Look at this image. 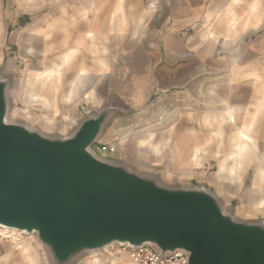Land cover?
Masks as SVG:
<instances>
[{
  "label": "water",
  "instance_id": "1",
  "mask_svg": "<svg viewBox=\"0 0 264 264\" xmlns=\"http://www.w3.org/2000/svg\"><path fill=\"white\" fill-rule=\"evenodd\" d=\"M0 79V228L36 236L51 264L149 245L187 264H264V221H246L207 186L170 185L97 151L122 111L110 98L62 136L9 120Z\"/></svg>",
  "mask_w": 264,
  "mask_h": 264
},
{
  "label": "rangeland",
  "instance_id": "2",
  "mask_svg": "<svg viewBox=\"0 0 264 264\" xmlns=\"http://www.w3.org/2000/svg\"><path fill=\"white\" fill-rule=\"evenodd\" d=\"M99 1L106 3L100 12L110 18V23L114 28L124 22L125 32L130 40L134 38L135 40L139 38L152 40L156 38L157 34L164 39L171 30V25H169L168 30L165 31L166 22L170 17L177 21L190 17V31L185 28L180 31L188 33L187 41L192 45V58L190 60L187 58L188 56H185L186 59L177 57V62L180 63L179 67L188 65V63L192 64L194 79L188 80V85H192L195 96L189 106H186V101L183 100L180 105L183 106L182 110L186 107L195 110L197 119H199L204 111L217 117L225 111L238 108L239 119H243V121L255 112L251 111L256 110V106L249 105L250 102L258 104L264 98V73L258 75L263 78L260 82L255 77L251 79V82H248L253 85L252 89L250 86L230 88L231 84L233 85L238 80L235 81V77L230 76L231 72L229 73L228 70L233 68V63H245L246 60L243 58L247 54V47L251 44L258 45L264 39V0H123L122 3H119L118 0ZM119 1L121 2V0ZM91 2L92 0H0V79H4L5 75H9L13 79L10 89V97L13 100L9 116L11 122H22L33 128L39 127L46 134H50L49 131L53 129L49 124L63 126L64 119L49 118L53 114L49 108L55 106L58 78L60 73L64 72L65 65V63H61V56H57L59 51L56 49V35H53V19L68 13L77 14L83 8H89ZM117 12H124L123 17L116 16ZM228 16L231 19H226ZM232 23H234L237 33L229 32V25ZM245 29L247 30L245 36L238 39L237 37L243 35ZM116 43H119L118 39ZM238 57L241 60L237 59ZM253 57L250 58L252 66L257 70H264V55ZM57 58L59 62H57ZM183 59H185V64ZM250 60L248 59V61ZM140 62L138 63L140 69L150 67L148 62L143 60ZM51 68H55L57 71L50 70ZM140 69L138 70L139 74ZM182 80H185L184 76ZM261 83L263 84L260 85ZM157 91H153L152 99L143 109L144 111L140 112L141 114L138 112L139 117H134L135 115L131 114V109L123 98L114 97L123 110L118 112L107 132L112 129L115 123L125 126L131 121L133 124L144 126L146 133L155 134L158 130L157 118L154 108H151L154 105V95ZM43 104L45 107H42ZM236 106L238 107L236 108ZM130 116L131 118H129ZM258 119L261 125L259 124L255 133L257 134L259 152L257 151L255 156L249 157L253 161L246 170L240 171L239 179L226 181L224 187H220L219 193L216 191L219 188L214 182L218 176V166L204 167L201 169L202 172L180 178L179 181L174 182L171 178L160 175L162 181L170 185L185 187L205 185L221 198L227 210L234 212L240 219L264 221V214L253 215L246 210L254 201L255 197L251 191L257 174L258 161L264 157V112ZM78 121H75V124ZM197 121L202 126L201 121ZM241 124L237 122V125ZM216 127L214 123L212 132L217 138L220 135L215 133ZM200 129L198 126V131ZM232 131L234 129L226 126L220 142H218L219 151L224 158L231 153L234 155L235 150L232 146L238 136ZM51 134H60V132ZM130 134V128L127 132L122 131L117 146H121L127 136L130 137ZM102 145L97 144V147ZM117 146L115 145L116 151L118 150ZM102 155L112 156L110 153ZM256 155L257 159H255ZM130 159L131 164L144 167L137 163L136 155ZM199 165L200 163L196 166ZM131 167L142 173L153 174V172H147L134 165ZM11 243L30 246L38 256L37 261H33L34 264H51L45 248L42 247L36 236L16 231L6 232L1 228L0 264H30L27 258L20 257L19 253L15 254ZM104 259L107 260V264H113L116 260L120 262L119 264H131L125 252L120 251L118 246L115 249H109L106 253L87 255L77 264H91L94 260Z\"/></svg>",
  "mask_w": 264,
  "mask_h": 264
},
{
  "label": "crops",
  "instance_id": "3",
  "mask_svg": "<svg viewBox=\"0 0 264 264\" xmlns=\"http://www.w3.org/2000/svg\"><path fill=\"white\" fill-rule=\"evenodd\" d=\"M122 1L118 0L119 3ZM104 4L106 3L92 0L89 8H83L77 14L68 13L53 19V35H56L58 43H56V49L59 51L57 56H61V63L65 65L64 72L60 73L58 78L55 106L49 108L53 112L49 118L64 119V123L61 127L49 124L53 128L49 133L60 132L66 135L74 127L75 121L80 120L83 115L95 112L96 108L116 96L126 101L134 117H139L152 99L153 91L158 90L154 95V105L151 108H154L157 118L158 130L155 134L146 133L144 126L133 124L131 121L125 126L115 123L98 144L117 146L120 133L127 132L130 128V137L127 136L122 145L117 146L118 150L108 158L122 160L130 165V157L136 155L137 163L149 169L141 168L133 163L131 165L171 178L172 182L200 173L204 167L218 166V176L214 182L219 188L216 190L219 193L220 187H224L226 181L239 179L240 171L246 170L253 161L249 157L255 156L260 150L255 132L260 124L258 117L260 118L264 112V98L258 104L250 102L249 106H256V110L253 109L251 112H255L244 121L239 119L238 106H236L237 109L225 111L217 117L204 111L200 115L202 117L197 119L195 110L186 107L185 111L181 108L183 106H180L183 100L186 101V106L191 105V100L195 96L192 85H188V80L194 79L192 64H185V56H188L190 60L192 58V45L187 41L188 33L180 31L184 28L190 29V17L180 21L170 17L166 22L165 31L168 30L169 25L171 30L164 39L157 34L152 40L142 38L130 40L125 32L124 22L114 28L110 18L100 12ZM123 15L124 12L116 14L118 17ZM227 18L231 19L230 16ZM229 32L237 33L234 23L229 25ZM243 32V35L237 37L238 39L244 37L247 30ZM117 39L119 43H116ZM257 55H264V39L258 45L251 44L247 47V54L243 58L246 60L245 63H233V68L228 70L229 73L231 72L230 76L235 77V81H239L231 84L230 88L250 86L252 89L253 85L248 84L252 78L255 77L259 82L263 80L258 75L264 73V70L255 69L250 60ZM177 57H185L184 66L179 67ZM141 60L148 62L150 67L140 69L138 63ZM57 62H59L58 58ZM139 69L142 75L139 74ZM201 76L198 77L201 78ZM183 84L185 85L182 86ZM42 107L45 105L43 104ZM46 109H44L45 112H47ZM58 112L61 114H57ZM229 112L232 113L233 124ZM197 120L201 121L202 126ZM237 122L242 124L237 125ZM214 123L217 126L214 131L220 135L217 138L212 132ZM198 126L201 128L200 131ZM226 126L234 129L232 133L237 136L240 131L249 134L258 150L250 148L247 153L239 150L236 146L238 136L233 144L234 147L232 146L235 150L234 155L231 153L224 158L219 151L218 142ZM199 163L200 165L196 166ZM256 171L251 191L255 198L246 209L253 215L264 214V157L258 161ZM10 245L15 250V254L19 253L20 257L27 258L30 264H34V260L37 261V253L30 246L12 243ZM107 260H94L91 264H107ZM119 263L116 260L113 264Z\"/></svg>",
  "mask_w": 264,
  "mask_h": 264
},
{
  "label": "built area",
  "instance_id": "4",
  "mask_svg": "<svg viewBox=\"0 0 264 264\" xmlns=\"http://www.w3.org/2000/svg\"><path fill=\"white\" fill-rule=\"evenodd\" d=\"M100 154L115 153L116 147L114 145H102L97 147ZM120 251L125 252L131 264H187L188 260L184 253L178 252L174 255L160 256V254L153 247L146 245L140 249L129 247H120Z\"/></svg>",
  "mask_w": 264,
  "mask_h": 264
},
{
  "label": "bare ground",
  "instance_id": "5",
  "mask_svg": "<svg viewBox=\"0 0 264 264\" xmlns=\"http://www.w3.org/2000/svg\"><path fill=\"white\" fill-rule=\"evenodd\" d=\"M232 114V113H231ZM231 114L229 112V115H230V120L233 124L234 120H233V117H231ZM253 115V114H252ZM253 117V116H252ZM249 130V129H248ZM238 136H239V139L236 141V146L239 150L241 151H246V153L249 151L250 148H253L255 149L256 151L258 150L257 149V146L256 144L254 143V140L251 138V136L249 134H245L243 133L242 131H240L238 133ZM263 185V184H262ZM3 229V228H1ZM4 231L6 232H9V231H15V230H8V229H3ZM14 244V243H13ZM14 247V246H13Z\"/></svg>",
  "mask_w": 264,
  "mask_h": 264
}]
</instances>
